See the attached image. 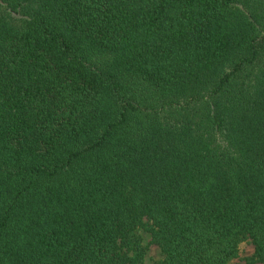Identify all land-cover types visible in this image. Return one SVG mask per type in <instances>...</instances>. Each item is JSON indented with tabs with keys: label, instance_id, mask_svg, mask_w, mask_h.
Returning a JSON list of instances; mask_svg holds the SVG:
<instances>
[{
	"label": "trees",
	"instance_id": "trees-1",
	"mask_svg": "<svg viewBox=\"0 0 264 264\" xmlns=\"http://www.w3.org/2000/svg\"><path fill=\"white\" fill-rule=\"evenodd\" d=\"M264 264V0H0V264Z\"/></svg>",
	"mask_w": 264,
	"mask_h": 264
},
{
	"label": "rangeland",
	"instance_id": "rangeland-1",
	"mask_svg": "<svg viewBox=\"0 0 264 264\" xmlns=\"http://www.w3.org/2000/svg\"><path fill=\"white\" fill-rule=\"evenodd\" d=\"M143 244L146 247V254L142 264H158L162 260L160 249L151 244L150 236L146 232H141ZM253 246L248 241H243L238 246L237 257L230 261V264H246L245 259L253 255Z\"/></svg>",
	"mask_w": 264,
	"mask_h": 264
}]
</instances>
